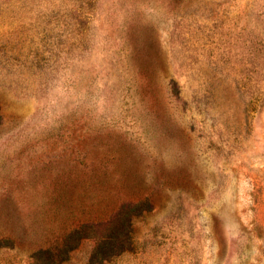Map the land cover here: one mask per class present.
Returning <instances> with one entry per match:
<instances>
[{"label":"rangeland","instance_id":"obj_1","mask_svg":"<svg viewBox=\"0 0 264 264\" xmlns=\"http://www.w3.org/2000/svg\"><path fill=\"white\" fill-rule=\"evenodd\" d=\"M57 246L264 264V0H0V264Z\"/></svg>","mask_w":264,"mask_h":264},{"label":"trees","instance_id":"obj_2","mask_svg":"<svg viewBox=\"0 0 264 264\" xmlns=\"http://www.w3.org/2000/svg\"><path fill=\"white\" fill-rule=\"evenodd\" d=\"M69 251L70 249L66 248V246H57L56 248H49L47 250L40 251L32 259L33 261H39V259L42 258V264H60L67 259Z\"/></svg>","mask_w":264,"mask_h":264}]
</instances>
